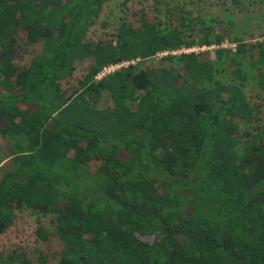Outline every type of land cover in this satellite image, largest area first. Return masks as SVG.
Masks as SVG:
<instances>
[{"label":"trees","instance_id":"obj_1","mask_svg":"<svg viewBox=\"0 0 264 264\" xmlns=\"http://www.w3.org/2000/svg\"><path fill=\"white\" fill-rule=\"evenodd\" d=\"M105 1L0 0V136L15 148L0 163L30 159L0 170V233L25 206L51 215L52 232L35 234L61 242L54 264H264V122L235 57L264 89V39L234 38L215 59L174 54L229 34L196 28L173 5L166 26L141 14L139 27L123 21L113 40L88 41ZM166 52L154 67L137 61L96 78ZM224 56L238 83L215 78ZM5 260L34 264L23 251Z\"/></svg>","mask_w":264,"mask_h":264},{"label":"rangeland","instance_id":"obj_2","mask_svg":"<svg viewBox=\"0 0 264 264\" xmlns=\"http://www.w3.org/2000/svg\"><path fill=\"white\" fill-rule=\"evenodd\" d=\"M173 5L178 7L182 15H190L196 28L205 26L209 27L214 33L227 32L229 34V40H225L219 46H195L174 51V54L207 51L209 52V58L215 59L214 51L217 49L235 50L236 41H233L234 38H237L244 45L253 44L264 39V0H107L102 5L94 23L87 30L85 39L96 42L113 40L120 22L125 21L139 27L141 25V14L148 22L154 24L160 22L162 26H166L169 19L165 9ZM40 49V43L28 46L26 54L17 61V64L19 66L28 65L32 57L40 52ZM165 54L167 52L143 61L137 59L131 62H123L119 66L138 61L140 68L148 69L156 66L161 56ZM235 57L239 59L242 64L241 68L245 72L246 79L242 90L246 100L250 106L259 108L260 122L262 123L264 122V89L258 85L254 78L256 74L255 66H251L241 54H236ZM226 60L225 56L222 57L223 62H220L222 68L215 74V78L224 84L228 80L238 83V80L233 78V74L226 66ZM89 63V60L75 62V69L70 76L73 84H76L77 80L83 77ZM116 69L117 67L114 70ZM108 105H111L110 101L100 103V106L103 107ZM238 124L240 132L252 131L253 123L248 124L239 121ZM14 150L15 148L0 136V161L13 154ZM29 160H25L23 155L19 157V161L8 158L0 163V170L4 164L5 166H29ZM50 219L51 215H44L25 206L20 209L16 208L13 223L4 232L0 233V254L2 257L0 264H7L6 256L20 251L27 253L34 264L56 263L59 259V251L62 248L61 242L55 235L50 234L49 239L46 241L41 240L35 234L38 226H42L44 230L51 233L53 228ZM40 256L44 257L45 263L39 262Z\"/></svg>","mask_w":264,"mask_h":264},{"label":"built area","instance_id":"obj_3","mask_svg":"<svg viewBox=\"0 0 264 264\" xmlns=\"http://www.w3.org/2000/svg\"><path fill=\"white\" fill-rule=\"evenodd\" d=\"M119 65L120 64H117V65H109V66L104 67L102 69V71L96 76V78H100L102 76H105V75L109 74L110 72H113L114 69H115V67H117V68L120 67ZM121 65H122V63H121ZM110 69H113V70H110Z\"/></svg>","mask_w":264,"mask_h":264},{"label":"crops","instance_id":"obj_4","mask_svg":"<svg viewBox=\"0 0 264 264\" xmlns=\"http://www.w3.org/2000/svg\"><path fill=\"white\" fill-rule=\"evenodd\" d=\"M5 158H6V157H5ZM5 158H4V159H5ZM6 160H7V159H6ZM6 160H4V161H6ZM4 161H3V162H4Z\"/></svg>","mask_w":264,"mask_h":264}]
</instances>
